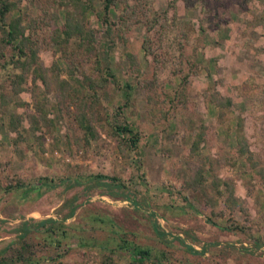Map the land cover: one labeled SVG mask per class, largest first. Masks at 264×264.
<instances>
[{
	"label": "rangeland",
	"instance_id": "374dc122",
	"mask_svg": "<svg viewBox=\"0 0 264 264\" xmlns=\"http://www.w3.org/2000/svg\"><path fill=\"white\" fill-rule=\"evenodd\" d=\"M6 3L0 264H264V0Z\"/></svg>",
	"mask_w": 264,
	"mask_h": 264
},
{
	"label": "trees",
	"instance_id": "16d2710c",
	"mask_svg": "<svg viewBox=\"0 0 264 264\" xmlns=\"http://www.w3.org/2000/svg\"><path fill=\"white\" fill-rule=\"evenodd\" d=\"M7 4V3H6ZM3 5V8L0 9V27L3 24L5 15L7 14L8 10H9V5L7 4ZM107 7V5H106ZM13 28L11 29V26L8 27L7 31L5 32V37H6V42L8 43H13V45L18 49V51H20L22 53L24 47L27 45V41L26 42H22V43H15V32H13ZM108 74H110L107 71ZM115 128L117 129V131H119L120 133H122L123 136H125L127 138V140L129 141L130 146L132 147H136L137 145V141L139 139L137 132H135L133 129H131V127L127 124V123H119L115 125ZM96 178H108L112 181V183H108V182H103L100 181L102 184H106V185H110L112 187H117L120 190H125L127 188V186H125V184L121 181L120 178L116 177V176H106V175H102V174H98L97 176H95ZM69 181V184H75V183H79L78 179L75 178H71V177H63L58 179L57 181H54L53 179L50 178H45V180L43 181V183H45L46 185H50V186H57L60 184H63L64 182ZM19 185V184H18ZM17 185V186H18ZM119 195H123V197L125 199H128L134 203V205L136 204V201H134V199L129 198L127 195H124V193L122 192L121 194L119 193ZM76 206H73L70 211L68 212V214H66L64 216V219H68L71 216L74 215L75 211H76ZM207 221L211 224H216L213 221H211L210 219H207ZM47 222H50L51 224L46 228L47 231H50L51 233L55 231V228H53V224L56 223V221L53 218H47V219H43V220H39L38 225L40 226H45L47 224ZM24 231V233L29 232V228L26 226V224L24 223L21 227ZM153 229L154 232L157 234V236L159 237H164L165 233L161 230V228L159 227L158 222L153 219ZM65 232L63 231L62 234H64ZM121 247H124L128 253L129 256L131 258V261L134 264L137 263H142L145 260H151V251L147 248H143L139 245H135L133 243H128L127 240L122 239L121 240ZM187 248L190 251H194V252H198L197 250H194L191 246H187Z\"/></svg>",
	"mask_w": 264,
	"mask_h": 264
}]
</instances>
